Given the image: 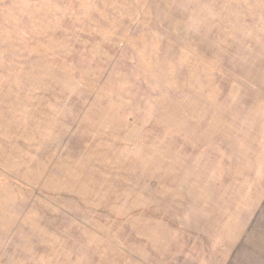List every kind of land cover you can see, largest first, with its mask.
<instances>
[{
    "label": "rangeland",
    "instance_id": "374dc122",
    "mask_svg": "<svg viewBox=\"0 0 264 264\" xmlns=\"http://www.w3.org/2000/svg\"><path fill=\"white\" fill-rule=\"evenodd\" d=\"M0 264H264V0H0Z\"/></svg>",
    "mask_w": 264,
    "mask_h": 264
}]
</instances>
